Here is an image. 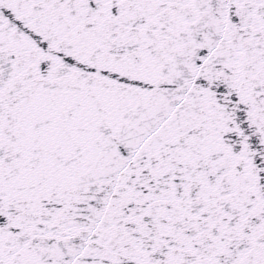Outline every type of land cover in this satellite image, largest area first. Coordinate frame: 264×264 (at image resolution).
<instances>
[{
  "label": "snow or ice",
  "instance_id": "6c2138e0",
  "mask_svg": "<svg viewBox=\"0 0 264 264\" xmlns=\"http://www.w3.org/2000/svg\"><path fill=\"white\" fill-rule=\"evenodd\" d=\"M0 264H264V0H0Z\"/></svg>",
  "mask_w": 264,
  "mask_h": 264
}]
</instances>
